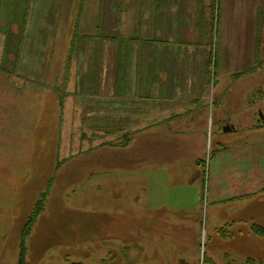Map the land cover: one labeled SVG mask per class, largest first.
I'll list each match as a JSON object with an SVG mask.
<instances>
[{"label":"rangeland","instance_id":"obj_1","mask_svg":"<svg viewBox=\"0 0 264 264\" xmlns=\"http://www.w3.org/2000/svg\"><path fill=\"white\" fill-rule=\"evenodd\" d=\"M120 2L140 7L0 0V264H264V46L217 47L218 73H244L218 77L212 123H70L56 91L71 24L80 9L76 33L101 18L113 37Z\"/></svg>","mask_w":264,"mask_h":264},{"label":"crops","instance_id":"obj_2","mask_svg":"<svg viewBox=\"0 0 264 264\" xmlns=\"http://www.w3.org/2000/svg\"><path fill=\"white\" fill-rule=\"evenodd\" d=\"M142 3L118 11L113 37L100 36V18L97 35L71 40L62 87L56 91L70 123L78 114L81 126L113 127L119 133L129 128V136L138 126L171 125L197 118L202 110L212 123L218 120V77L244 73H218L217 47L264 46V0H217L214 8L213 0ZM120 12L132 17L129 31ZM158 119L164 122L155 123Z\"/></svg>","mask_w":264,"mask_h":264},{"label":"trees","instance_id":"obj_3","mask_svg":"<svg viewBox=\"0 0 264 264\" xmlns=\"http://www.w3.org/2000/svg\"><path fill=\"white\" fill-rule=\"evenodd\" d=\"M217 3V0H213V5L212 7L214 8L215 5ZM83 7V4L81 6V8ZM80 16H81V10L79 9V12H78V15H76L75 17V20L74 22L71 24V30H73L72 32V35H71V39H72V42L73 40L77 39V38H81V35H79L78 33H76L74 30L79 26V19H80ZM82 37H88V35H82ZM129 139V138H128ZM128 141V140H126ZM251 231L255 234V235H258V236H261V237H264V226H258L256 224H253L251 226Z\"/></svg>","mask_w":264,"mask_h":264},{"label":"water","instance_id":"obj_4","mask_svg":"<svg viewBox=\"0 0 264 264\" xmlns=\"http://www.w3.org/2000/svg\"><path fill=\"white\" fill-rule=\"evenodd\" d=\"M226 130H229V129H226ZM226 130H224V131H226Z\"/></svg>","mask_w":264,"mask_h":264}]
</instances>
